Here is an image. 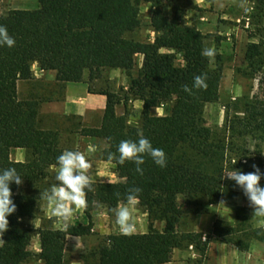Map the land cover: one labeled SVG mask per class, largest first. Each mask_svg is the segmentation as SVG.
<instances>
[{
  "label": "trees",
  "instance_id": "1",
  "mask_svg": "<svg viewBox=\"0 0 264 264\" xmlns=\"http://www.w3.org/2000/svg\"><path fill=\"white\" fill-rule=\"evenodd\" d=\"M33 10H10L0 15V25L7 27L15 39L12 48L0 47V169L14 167L23 181L35 184L46 178L48 171L63 152L57 132L43 130L39 125V102L21 100L18 83L30 80L33 65L44 71H55L56 80L79 83L89 71L90 79L97 78L104 68L131 72L137 56L143 64L137 77L131 80L128 95L143 102L141 127L130 126L125 115H118V102L110 92L107 96L100 128L83 129L91 138L103 139L108 144L102 159L117 152L122 140L149 139L154 148H161L167 156V166L161 168L145 156L144 172H136V165L126 161L117 173L124 180L119 183L92 182L93 191L87 192L89 214L94 204L115 208L124 202L131 188H140L139 200L148 203L150 225L147 233L124 236L111 234L97 252L98 264H165L170 262L175 249L195 245L205 254L213 240H223L242 252L251 242L264 241V228L253 229L245 207H238L235 225L214 222L212 233L202 241L203 234L180 235L177 224L182 215L180 196L190 200H207L217 204L222 197L235 199L242 190L234 182L223 179L228 169L226 145L213 131L202 124L205 104L217 101L221 82L220 69H212L210 60L201 55L205 36L196 29L182 25L177 18L167 19L157 9L152 18L156 32L153 42H138L126 34L140 26L139 6L149 3L159 7L164 0H37ZM264 5V0H253ZM167 50L169 52H162ZM174 51V53L170 52ZM181 54L182 66L176 65ZM261 55L258 44H251L247 58L256 60ZM206 76V88H193L197 75ZM264 84V72L262 75ZM187 85L191 94L183 89ZM172 103L165 116L153 110ZM242 128L264 132V99L256 97L247 104ZM16 149L26 151V161L12 159ZM243 160V159H242ZM245 161V162H244ZM256 165L264 172V156L255 161L243 160L232 169L252 172ZM16 212L8 217L7 232L0 237V264H26L32 253L27 249L33 233L20 224L32 216L35 199L10 185ZM154 221L164 223L163 229ZM92 226L69 225L65 230H39L41 264H64L68 236L82 237ZM111 241L109 246L108 242Z\"/></svg>",
  "mask_w": 264,
  "mask_h": 264
},
{
  "label": "rangeland",
  "instance_id": "2",
  "mask_svg": "<svg viewBox=\"0 0 264 264\" xmlns=\"http://www.w3.org/2000/svg\"><path fill=\"white\" fill-rule=\"evenodd\" d=\"M38 6L37 0H0V15L8 13L10 10H33L38 8ZM157 9L162 12L165 18L172 19L175 17L182 25L199 30L205 36L204 48L211 47L216 53L214 58H209V60L210 67L212 69L219 68L221 72L219 96L217 101L205 104L202 112V124L209 127L226 145V165H228L229 171L232 170V165L239 161L246 160L250 163V160L255 161L260 154L264 156V132L254 128L245 131L240 122L245 117L244 112L247 104L256 99V97L264 99V84L261 81L264 72V5H259L253 0H164L159 7H154L149 3H142L139 6L140 26L128 32L126 38L138 42H153L157 34L152 28L151 22ZM251 44L259 45L261 55L256 60L247 58L248 48ZM162 52L169 51L163 50ZM170 52L174 53V51ZM142 64L143 56H137L135 67L129 73L121 69L104 68L90 85V90L96 94L100 92L113 93L115 99L119 101L116 113L120 116L125 115L129 125L133 127H141L143 102L128 95V90L131 80L138 76ZM183 64V57L181 54H177L176 65L182 66ZM84 77L90 79L89 71L85 72L83 79ZM19 89V98L24 100L27 91L26 82H20ZM172 105V103L166 104L154 109L152 112L158 116H165L169 113ZM94 145L98 149L97 158H102V152L106 146L108 148V144L105 140L98 139L95 140ZM81 149H83L82 146L69 150L79 151ZM17 153L14 150L11 154L12 159L15 161L18 158ZM20 153L26 155V151H21ZM109 172L110 176L108 179H110V182L103 183L122 182L115 178L114 174L116 172L114 170ZM55 174L56 171L49 170L46 178L39 182L29 184L23 181L19 185L20 191L32 195L35 199L32 216L20 221L22 226L30 228L33 233L32 239L27 246L33 256L26 264H40L37 258L39 253L36 252L38 248L36 234L41 228L62 230L67 228L63 229L65 224L52 216L51 212L46 213L43 208L46 207L45 203L47 202L40 198L41 192L57 183ZM104 179L106 181L107 178ZM260 185L264 187V178L261 179ZM178 204L182 215L177 226L184 224L190 216L198 213L213 214L218 208L225 218V220L221 221L235 225L237 208L245 207L252 228H264V217L253 216V210L249 206V202L243 192L235 199L222 197L214 205H209L206 199L193 201L184 196L179 197ZM115 208H108L96 203L89 214H86L85 208L76 209L73 219L70 220L67 226L79 224L90 226L91 224L92 228H94L96 223H98L102 229L103 224L109 223L114 228L117 225L115 224V216L112 209ZM136 208L139 212H148V203L140 201ZM103 213H105L104 220ZM44 215H47V218H44ZM32 218L45 219L41 224L42 227L40 228L36 224L33 225ZM230 219H233L232 223L229 222ZM53 222H57L58 225H53ZM150 223L148 215V219H145V226L149 227ZM154 225L162 227L164 223L154 221ZM141 227L142 225L139 221L136 224V233H141ZM116 234H118L117 231ZM88 235L83 239L88 250L80 254V259L90 260L93 256L89 250L90 233ZM107 236L109 235L99 236L97 240L99 247L104 243V239ZM202 241H206V238L205 240L202 238ZM252 242L257 241L253 240ZM193 246L196 247L195 245ZM256 247L259 253L264 254V246L259 245Z\"/></svg>",
  "mask_w": 264,
  "mask_h": 264
},
{
  "label": "crops",
  "instance_id": "3",
  "mask_svg": "<svg viewBox=\"0 0 264 264\" xmlns=\"http://www.w3.org/2000/svg\"><path fill=\"white\" fill-rule=\"evenodd\" d=\"M34 65L32 78L30 80L19 81L18 95L20 94V82H26L27 91L24 100H36L39 102L38 119L41 129L57 132L59 135V147L63 151L79 146L83 147L79 151L85 154L91 164L89 175L92 177V182H110V179H108L110 176L109 171L113 170L116 172L114 174L115 178L123 181L124 179L117 173V167L114 163L97 158L98 149L94 143L98 138H91L81 133L83 129L100 128L107 105V96L92 92L90 85L93 80L89 78L86 79L84 77L79 83H63L56 80L57 74L55 71H44L39 67L38 63ZM16 151L18 152L16 161L25 162L26 155L20 153L25 150L16 149ZM50 170L55 171V168L51 167ZM104 178H107L106 181ZM45 204L46 207L43 209L46 213H50L51 206L48 203ZM75 211L71 219H73ZM132 214L136 224L139 221L141 222L140 234L147 233L149 227L145 226V219H148V212H139L135 206ZM102 215L104 220L105 213ZM44 218H47V215H44ZM216 220H225L219 208L213 214L198 213L190 216L184 224L177 226V232L179 234H203V238H207V235L212 233ZM31 221L33 225L36 224L41 228V224L45 219L32 218ZM229 222L232 223L233 219H230ZM53 225L56 226L58 223L53 222ZM154 227L161 230L164 225L162 227L154 225ZM65 228L66 226H63V229ZM116 231L118 234L121 233L117 226L113 228L109 223H106L102 225L101 229L98 223H96V226L90 232L89 250L90 254H93L90 260L79 258L80 254L88 250L83 239L89 235L82 237L68 236L65 246L64 264H98L99 257L97 252L99 250V243L97 240L99 236L116 234ZM134 234L138 233L135 232ZM36 239L38 243L36 252L40 253L41 241L39 232L36 234ZM259 245L264 246V241L252 242L250 249L247 252H242L237 246L226 243L223 240H213L210 242L204 255L196 247L191 248V245H186L184 248L175 249L170 262L165 264H264V254L257 251L256 246ZM39 263L41 264L40 261Z\"/></svg>",
  "mask_w": 264,
  "mask_h": 264
},
{
  "label": "clouds",
  "instance_id": "4",
  "mask_svg": "<svg viewBox=\"0 0 264 264\" xmlns=\"http://www.w3.org/2000/svg\"><path fill=\"white\" fill-rule=\"evenodd\" d=\"M15 39L10 36L8 29L0 25V47L12 48ZM215 51L211 47L202 49L201 55L207 58H214ZM193 88H206V76L197 75L193 80ZM191 94L192 89L187 85L183 89ZM118 156L109 153L108 161L116 160L119 165H124L126 161L136 165V172L143 175L142 165L145 163V156L151 158L153 163L161 168L167 166V156L163 149L154 148L151 141L143 136L138 140H122L117 148ZM55 168V180L49 189L41 192L40 198L51 206V214L58 221L63 222L67 227L76 209H83L88 206L87 192L93 191L92 177L89 175L90 162L84 153L74 150H64L53 165ZM253 171L244 173L240 170L232 169L227 171L223 179H228L238 186L249 202L253 210V216L264 217V187L260 181L264 178V172L259 167L253 165ZM17 186L23 183V177L14 167L0 169V237L8 230V217L16 212V205L12 200L11 184ZM140 188H131L125 197L124 202L117 208L112 209L115 216V224L124 236H131L136 232V223L132 210L139 202ZM3 240H0L2 243ZM109 246L111 241L108 242Z\"/></svg>",
  "mask_w": 264,
  "mask_h": 264
},
{
  "label": "built area",
  "instance_id": "5",
  "mask_svg": "<svg viewBox=\"0 0 264 264\" xmlns=\"http://www.w3.org/2000/svg\"><path fill=\"white\" fill-rule=\"evenodd\" d=\"M204 240H205V238H204ZM194 246L193 245H191V248H193Z\"/></svg>",
  "mask_w": 264,
  "mask_h": 264
}]
</instances>
